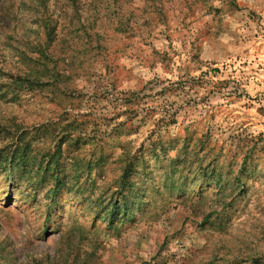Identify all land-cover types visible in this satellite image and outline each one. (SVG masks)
Masks as SVG:
<instances>
[{"label":"rangeland","instance_id":"obj_1","mask_svg":"<svg viewBox=\"0 0 264 264\" xmlns=\"http://www.w3.org/2000/svg\"><path fill=\"white\" fill-rule=\"evenodd\" d=\"M29 1L0 0V264L79 227L96 264H264V0H49L76 74L14 90Z\"/></svg>","mask_w":264,"mask_h":264},{"label":"trees","instance_id":"obj_2","mask_svg":"<svg viewBox=\"0 0 264 264\" xmlns=\"http://www.w3.org/2000/svg\"><path fill=\"white\" fill-rule=\"evenodd\" d=\"M29 2L33 4L32 6L36 7V5H34L35 2L39 8V17L37 22L40 26L41 36H39L34 42L26 40L27 42L24 43L26 51L21 50L22 62L28 67L29 71L24 74L19 73L18 75L16 74L11 76L14 80L13 89L23 90L24 88H27L30 90L34 86L47 82L45 79H53L56 85L60 86L65 84V82L62 81L63 76L72 81L76 73H73V71L68 69H66L67 71L61 73L60 67H58L60 62L59 56L56 55L55 43L59 38V26L50 14L49 0H30ZM75 21L76 19L72 21V23L74 24ZM77 26L79 27L74 30V32H71L73 37L77 41H85L87 46L89 45L92 47L94 35L86 28V23L78 20ZM91 49L92 50L88 49V51L96 50L95 46ZM34 55H37V57H34ZM75 56V54L69 56L71 62L75 59ZM72 64H74V62H72ZM18 154L21 155L22 158L25 157L27 154V147L24 146L23 148L18 149L16 151V155L19 156ZM126 176H128V170L125 171L123 176L124 183L127 180ZM55 184L54 192L58 193L64 183L61 181L60 177H57ZM123 193L124 191H120L118 201H115L116 204L111 206L109 209L111 215L109 217H111V221L112 218L115 217L118 219L122 218L121 212L124 209V206L121 207L119 200L123 197ZM124 213H126V211H124ZM89 234L91 233L83 227L77 228L75 232L70 231L67 233H61L60 244L64 245L63 248L60 249L61 254L55 255L53 258L49 257L47 260H36L34 261V264H96L99 244L98 241L95 240L97 237H94L93 235L92 238H89ZM84 240L89 241V245H87L88 247H84Z\"/></svg>","mask_w":264,"mask_h":264}]
</instances>
